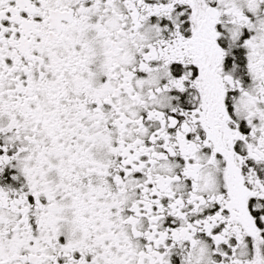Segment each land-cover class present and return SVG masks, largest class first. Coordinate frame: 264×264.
Returning <instances> with one entry per match:
<instances>
[{
	"label": "snow or ice",
	"instance_id": "6c2138e0",
	"mask_svg": "<svg viewBox=\"0 0 264 264\" xmlns=\"http://www.w3.org/2000/svg\"><path fill=\"white\" fill-rule=\"evenodd\" d=\"M0 264H264V0H0Z\"/></svg>",
	"mask_w": 264,
	"mask_h": 264
}]
</instances>
